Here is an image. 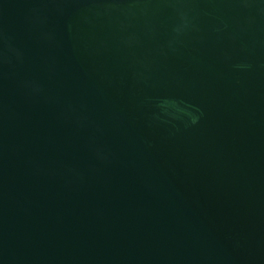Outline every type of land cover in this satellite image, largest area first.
<instances>
[{
  "label": "water",
  "instance_id": "95a60500",
  "mask_svg": "<svg viewBox=\"0 0 264 264\" xmlns=\"http://www.w3.org/2000/svg\"><path fill=\"white\" fill-rule=\"evenodd\" d=\"M0 264H264V0H0Z\"/></svg>",
  "mask_w": 264,
  "mask_h": 264
}]
</instances>
